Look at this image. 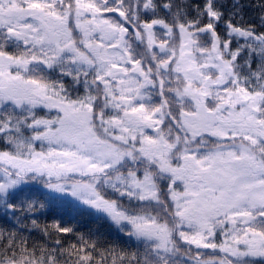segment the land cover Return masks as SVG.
Segmentation results:
<instances>
[{"label":"snow or ice","instance_id":"1","mask_svg":"<svg viewBox=\"0 0 264 264\" xmlns=\"http://www.w3.org/2000/svg\"><path fill=\"white\" fill-rule=\"evenodd\" d=\"M0 264H264V0H0Z\"/></svg>","mask_w":264,"mask_h":264}]
</instances>
